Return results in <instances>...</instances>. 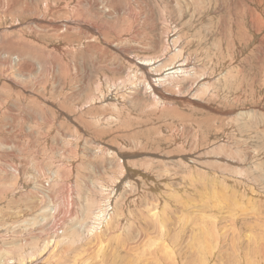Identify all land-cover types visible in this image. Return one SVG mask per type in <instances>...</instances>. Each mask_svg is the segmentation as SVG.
<instances>
[{
  "label": "rangeland",
  "instance_id": "obj_1",
  "mask_svg": "<svg viewBox=\"0 0 264 264\" xmlns=\"http://www.w3.org/2000/svg\"><path fill=\"white\" fill-rule=\"evenodd\" d=\"M241 1L0 0V264L38 263L44 245L41 263L117 264L132 239L154 248L141 230L154 212L177 264L200 259V232L213 263L264 264V27ZM186 57L194 76L178 69ZM146 58L185 78L162 83Z\"/></svg>",
  "mask_w": 264,
  "mask_h": 264
},
{
  "label": "bare ground",
  "instance_id": "obj_2",
  "mask_svg": "<svg viewBox=\"0 0 264 264\" xmlns=\"http://www.w3.org/2000/svg\"><path fill=\"white\" fill-rule=\"evenodd\" d=\"M14 1H16V0H14ZM188 1V0H187ZM223 1H225V0H223ZM242 1H244V2H242ZM241 2H240V4L238 5V8L239 9H243V13H245V16L244 17H246L247 18V21H248V25L251 27V29L252 30H254V32H257L258 33V31H260L261 29H263V27H264V19H263V17H264V0H255V2L253 3V4H255L256 6L255 7H251V3L253 2V0H242ZM13 2V1H12ZM183 2V1H182ZM189 2H191V1H189ZM193 2H194V0H193ZM215 2H217V1H215ZM214 2V3H215ZM221 2V1H220ZM230 2V1H229ZM17 3H18V1H17ZM44 3V2H43ZM200 3V2H199ZM207 3V2H206ZM8 4V3H7ZM6 4V6L8 7V5ZM19 4V3H18ZM85 4V3H84ZM183 4V3H182ZM191 4V3H190ZM194 4V3H193ZM192 4V5H193ZM216 4V3H215ZM220 4V3H219ZM234 4H235V2H234ZM237 4V3H236ZM10 5H11V3H10ZM17 5V4H16ZM204 5H206V4H204ZM186 6V5H185ZM184 6V7H185ZM207 6H209L208 5V3H207ZM220 6V5H219ZM226 7H227V5H225ZM254 6V5H253ZM15 7V6H14ZM17 7V6H16ZM183 7V6H182ZM192 7H194L195 8V11H197L198 13H200L199 12V10H201L202 8L200 7V4H198L197 5V3H195L194 4V6H192ZM210 7V6H209ZM234 7H236V6H234ZM234 7H233V9H234ZM188 8V7H187ZM186 8V9H187ZM10 9H12V7L10 8ZM176 9H177V12H178V14L180 13V7H179V3H177V6H176ZM208 9V8H207ZM35 10V9H34ZM131 10V9H130ZM245 10V11H244ZM259 10V11H258ZM71 11V10H70ZM216 11V10H215ZM183 12V11H182ZM238 12V11H237ZM225 13H227V12H225ZM235 13H236V11H235ZM234 13V14H235ZM195 14V13H194ZM233 14V13H232ZM102 15V14H101ZM148 15V14H147ZM184 15V14H183ZM219 15V14H218ZM218 15H216V16H218ZM229 15V14H228ZM227 15V16H228ZM180 16H182V15H179V17ZM226 16V15H225ZM224 16V17H225ZM148 17H150V16H148ZM197 17H198V15H197ZM202 17V16H201ZM146 18V17H145ZM192 18H193V15H192ZM191 18V19H192ZM241 18V17H240ZM176 19H177V17H176ZM220 19H222V18H220ZM231 19V18H230ZM183 20V19H182ZM228 20H229V18H228ZM239 20V19H238ZM237 20V21H238ZM179 21V20H178ZM181 21V20H180ZM190 21V20H189ZM186 22V21H185ZM201 22V21H200ZM212 22V21H211ZM211 22L210 23H208V25L209 24H211ZM235 22H236V20H235ZM163 23V22H162ZM177 23V22H176ZM231 23V22H230ZM237 23H239V22H237ZM182 24V23H181ZM185 24V23H184ZM197 24V23H196ZM236 24V23H235ZM240 24V23H239ZM191 25V24H190ZM189 25V26H190ZM214 25H215V23H214ZM177 26H179V25H177ZM213 26V25H212ZM80 27V26H79ZM174 27V26H173ZM234 27V26H233ZM240 27V26H239ZM54 28V27H53ZM187 28H189V27H187ZM197 28H198V26H197ZM190 30V29H189ZM201 30V29H200ZM199 30V31H200ZM208 30V29H207ZM224 30V29H223ZM198 31V30H197ZM221 31V30H220ZM226 31V30H225ZM195 32V31H194ZM190 33V32H189ZM195 34V33H194ZM209 34V33H208ZM224 34V33H223ZM230 34V33H229ZM235 33H233V35H234ZM183 36V35H182ZM2 37V36H1ZM225 37V36H224ZM177 40H180V39H177ZM231 40V39H230ZM176 40L174 39L172 42L173 43H175L176 44V42H175ZM227 41V40H226ZM261 41H263V40H260V42ZM179 42V41H178ZM214 43V42H213ZM231 43H232V41H231ZM179 44V43H178ZM264 44V43H263ZM177 45V44H176ZM208 45V44H207ZM37 46V45H36ZM28 47V46H27ZM165 47V46H164ZM184 47V46H183ZM259 47H260V45H259ZM178 49H177V51H176V55H177V57L178 58H180L181 56H182V52L179 50L180 48H182V46H180V48L179 47H177ZM17 49V48H16ZM20 49H21V46H20ZM23 49V48H22ZM259 49V48H258ZM261 49H264V46L261 48ZM25 50V49H24ZM258 51V50H257ZM12 52H14V51H12ZM127 52V51H126ZM22 53V52H21ZM23 54V53H22ZM21 54V55H22ZM264 55V54H263ZM18 56H20V55H18ZM175 56V55H174ZM256 56V55H255ZM10 57V56H9ZM22 57V56H21ZM257 57H258V55H257ZM260 57V56H259ZM12 58V57H11ZM14 58H15V56H14ZM9 59V58H8ZM17 59H19V58H17ZM257 58H255L254 60H256ZM259 59V58H258ZM4 60V59H3ZM13 61V60H12ZM18 61V60H17ZM164 61H166V60H164ZM179 61V60H178ZM8 62V61H7ZM181 63H179L180 64V66L178 67V69H180V70H183L184 72H186V73H189L188 75H186L185 74V77H188V76H194V74H195V71L193 72V70H189V68H188V66L189 65H191V63H190V60L188 59V57H186V58H184L183 60H181L180 61ZM3 63V62H2ZM18 63H20L19 61H18ZM18 63H16V64H18ZM22 63V62H21ZM173 63V62H172ZM194 63V62H193ZM12 64V63H11ZM35 64V63H34ZM58 64V63H57ZM261 64V63H260ZM142 65L143 66H145V67H148V69L149 70H151V71H153L154 73H156V72H158L159 73V71L160 72H163V71H169V70H171L172 69V67H173V69H175V65L173 64L172 65V67H168L167 68V66L165 65V69L163 68L162 69V67H163V62L162 61H159V63H158V65H156V60H155V58L154 59H148V58H146V59H142ZM156 65V66H155ZM170 65V64H169ZM177 65V64H176ZM18 66H20V65H18ZM21 67V66H20ZM144 67V68H145ZM192 67V66H191ZM191 67H190V69H191ZM44 68V67H43ZM121 68V67H120ZM142 68V67H141ZM193 68V67H192ZM13 70V69H12ZM142 70H143V68H142ZM145 70V69H144ZM161 70H163V71H161ZM22 73V72H21ZM172 73H174V75H171ZM175 71H170L168 74H164L165 76H162L161 74L162 73H159L163 78L164 77H167L166 79L164 78H162V80L163 81H161L162 83H166L167 82V84L169 83L170 85L172 84L171 82H176L177 80H180L181 78H185V77H182V76H179V75H176L175 76ZM178 73V72H177ZM181 73V72H180ZM233 73V72H232ZM146 74V73H145ZM205 74V73H204ZM140 75V74H139ZM147 75V74H146ZM159 75V76H160ZM133 76H134V74H133ZM132 76V77H133ZM156 76V75H155ZM169 76V77H168ZM204 76V75H203ZM202 76V77H203ZM135 77V76H134ZM136 77H137V75H136ZM129 78V77H128ZM147 78V77H146ZM193 78V77H192ZM199 78H201V77H198V79ZM191 79V78H190ZM132 80V79H131ZM145 80V79H144ZM147 80V79H146ZM182 80H184V79H182ZM186 80V79H185ZM126 81H127V79H126ZM188 81V80H187ZM203 81H205V79L203 80ZM131 82H133V81H131ZM178 82V81H177ZM176 82V83H177ZM184 82V81H183ZM116 83H117V81H116ZM121 83V82H120ZM125 83V82H124ZM147 84H150L148 81L146 82ZM162 83H161V85L160 86H162ZM181 83V82H180ZM186 83V82H185ZM10 84V83H9ZM142 85H145V82L144 83H141ZM11 85V84H10ZM132 85V84H131ZM174 85V84H173ZM178 85V84H177ZM113 86V85H112ZM120 86V85H119ZM141 86V85H140ZM114 87V86H113ZM113 87H111L112 89H113ZM151 87V86H150ZM150 87H147V85L145 86V88L147 89V91H150L151 90V88ZM196 88V87H195ZM122 89V88H121ZM125 89V88H124ZM124 89H122V90H124ZM210 88H208V84H207V82H205V83H201V85H199V88L198 89H196V90H200V91H204V90H209ZM117 90V89H116ZM211 90V89H210ZM22 91V90H21ZM113 91V90H112ZM112 91H111V93H112ZM115 91V90H114ZM146 91V92H147ZM120 92V91H119ZM123 92V91H122ZM152 93V92H151ZM119 94V93H118ZM136 95V94H135ZM220 95V94H219ZM226 96V95H225ZM116 98V97H115ZM107 100V99H106ZM158 100V99H157ZM105 101V100H104ZM110 102V101H109ZM116 103H118L117 101H116ZM110 105V104H109ZM108 105V106H109ZM112 105V104H111ZM112 106H115L116 107V104L114 103ZM118 106V105H117ZM145 107V106H144ZM118 108V107H117ZM156 108V107H155ZM28 109V108H27ZM36 109H38V108H36ZM40 109V108H39ZM113 109V108H112ZM17 110V109H16ZM35 110V109H34ZM41 110V109H40ZM118 111V110H117ZM116 111V112H117ZM32 112H34V111H32ZM40 112L41 111H38V116L40 115ZM43 112V111H42ZM120 112V111H119ZM35 113V112H34ZM31 114V113H30ZM33 114V113H32ZM42 114V113H41ZM12 115V114H11ZM33 116H34V114H33ZM36 116V115H35ZM34 116V117H35ZM41 116V115H40ZM39 116V117H40ZM15 118V117H14ZM108 119H110L109 117H107ZM113 118H114V116H113ZM29 119L30 118H28L27 120L29 121ZM98 119V118H97ZM108 119H106V120H108ZM114 119H116V118H114ZM32 121V120H31ZM112 121V120H111ZM99 122H100V120H99ZM99 122H98V124H99ZM95 123V122H94ZM107 123V122H106ZM111 123V122H110ZM257 124V123H256ZM34 125V124H33ZM100 125V124H99ZM103 126H104V124H103ZM255 126V125H254ZM263 129V128H262ZM262 131V130H261ZM117 137V136H116ZM258 139V138H257ZM255 141V140H254ZM110 150V149H109ZM259 162V161H258ZM118 167V166H117ZM128 186V185H127ZM114 190V189H113ZM105 192H107V191H105ZM111 192V191H110ZM114 193V192H113ZM249 193V192H248ZM252 193V192H251ZM108 194V193H107ZM260 196V195H259ZM111 198V197H110ZM232 198V197H231ZM255 198V196L253 195V194H251V196L249 197V199H254ZM259 198V197H258ZM260 199V198H259ZM262 199V198H261ZM234 200V199H233ZM256 200V199H255ZM235 201H236V199H235ZM254 201V200H253ZM98 202V201H97ZM237 202V201H236ZM105 204L102 206V208H100L99 210H98V213H95V215H94V217L92 218V220L91 221H93V223H89L87 226L88 227H92L93 229H94V226L95 225H97L96 223H97V219L99 218V217H105V216H108V208H109V204H110V206H112L111 205V203H110V199H108L107 200V202H104ZM100 207H101V205H100ZM236 207V206H235ZM253 208V207H252ZM242 209V208H241ZM95 210V209H94ZM93 210V211H94ZM88 212V211H87ZM154 213H156V212H154ZM154 213H152L151 214V217H147L148 218V221H146L145 220V222H148V225H146V224H144V226H142L141 225V230H142V232L145 234V237H149V241L151 242H147V245H148V247L150 248L151 246H154V248L152 249V250H149V251H147V252H145L144 251V253H139L138 251H137V247H136V245H137V243H139V238L138 239H132V244L133 245H131V243H127V244H124V246H122V248H117V250L119 249L120 251H124V252H126V254H125V256H128V259H135V262H131V261H129V263H128V259H126V260H122V261H118L117 262V264H177L174 260H175V256H174V253H175V247H173L171 244V246H168V241H167V238L165 237L164 238V240H159L160 238H162L163 237V235H162V233H161V231L162 230H165V227H164V221H163V219H164V217H153L154 216ZM91 215V214H90ZM252 215V214H251ZM93 215H91V217H92ZM112 216V215H111ZM157 216V215H156ZM57 217V216H56ZM200 218H202V217H200ZM209 218H211V217H209ZM214 218V217H213ZM58 219V218H57ZM144 219V218H143ZM145 219H146V217H145ZM223 219V218H222ZM197 220V219H196ZM196 220H195V222H196ZM199 221V220H198ZM205 221V220H204ZM186 222H188V220L187 221H185L184 223H186ZM194 222V221H193ZM227 223V222H226ZM253 223V222H252ZM152 224V225H151ZM72 225V224H71ZM201 225V224H200ZM213 225H214V222H213ZM248 225V224H247ZM86 226V227H87ZM249 226V225H248ZM248 226H245L244 225V227L243 228H245V229H247L248 228ZM260 226V225H259ZM60 227V226H59ZM87 227V228H88ZM151 227H152V229H151ZM217 227V226H216ZM231 228V227H230ZM76 229H78V228H76ZM83 229H85L84 227H83ZM82 229V230H83ZM176 229H178L179 231H185L184 229H185V227H184V229H183V226H181V227H179V228H176ZM175 229V230H176ZM214 229H217V228H215L214 227ZM221 229V228H220ZM249 229V228H248ZM81 230V229H80ZM218 230V229H217ZM84 231V230H83ZM157 231V234H158V236H157V238L156 239H151L150 237H153V235H154V232H156ZM70 232V231H69ZM232 232V231H231ZM179 233V232H178ZM182 233H184L185 234V232H182ZM80 234H81V232H80ZM222 234V233H221ZM247 234V233H246ZM165 236H167V234H164ZM192 235V234H191ZM223 235V234H222ZM95 236V243L98 245V244H102V241L105 239V238H107V239H111V238H114V236L112 235V234H110V235H107V236H110L109 238L108 237H105L106 235L104 234V235H101V234H96V235H94ZM57 237V236H56ZM80 236H76V232L73 230V231H71V233H70V238H68L67 239V241L66 242H70V241H73V243L74 244H77V238H79ZM87 237H89V236H87ZM173 237V236H172ZM178 237V236H177ZM198 237H199V239H197V241L195 240V238H194V240L196 241V242H198L197 244H195L194 243V240L193 241H191V239L190 240H187V243L189 244V242H193L194 244H195V246L197 245V247H198V249H197V251L199 252V253H197L198 254V256H199V258L200 259H198L197 260V262H196V264H218V263H213L211 260H213L214 258H215V256L217 255V253H218V251H216L217 250V248H218V244L216 243V246H213V248H210V245H209V241L207 240V237L206 236H204V232H200L199 233V235H198ZM211 237V236H210ZM244 237H245V235H244ZM135 238V237H134ZM141 238V237H140ZM190 238H192V237H190ZM212 238V237H211ZM115 239V238H114ZM113 239V240H114ZM174 239V238H173ZM177 239V238H176ZM210 239V238H209ZM228 239V238H227ZM250 237H249V235L248 236H246L245 237V243L247 242V244H248V246H250V244H254L255 245V248H249L250 249V251L251 252H253V251H255L254 253L258 256L259 254H260V251L259 252H256V247L257 246H259V244L256 246V242H254L253 241V243H250ZM199 240H200V242H199ZM107 241V240H106ZM105 240H104V242H106ZM115 241V240H114ZM170 241V240H169ZM176 241V240H175ZM211 241H212V239H211ZM58 242V241H57ZM65 242V241H64ZM65 242V243H66ZM174 242V241H173ZM172 242V243H173ZM53 243V242H52ZM60 242H58L57 243V245L59 244ZM62 243V242H61ZM71 243V242H70ZM176 243V242H175ZM182 243V242H181ZM186 243V244H187ZM219 243V242H218ZM72 244V243H71ZM192 244V243H191ZM63 245V244H62ZM61 245V246H62ZM130 245V247H128ZM64 246V245H63ZM69 246V245H68ZM71 246V245H70ZM73 246V245H72ZM71 246V247H72ZM192 246H193V244H192ZM191 245H190V249H191V247H192ZM53 247V246H52ZM58 247V246H57ZM66 247V246H65ZM74 247V246H73ZM131 247H133V256H132V254H131V252H132V248ZM156 247H159V248H156ZM187 248H188V246H186ZM212 247V246H211ZM216 247V248H215ZM33 248V247H32ZM68 248V247H67ZM66 248V249H67ZM128 248H131L130 250H131V252L129 253V252H127L128 251ZM141 248V247H140ZM194 248V247H193ZM192 248V249H193ZM196 248V247H195ZM226 248H228V247H226ZM259 248V247H258ZM30 249V248H29ZM46 249V246L44 245V247H43V250L39 253V258H38V260H36V262H38V263H35V264H46L45 262L44 263H41V262H39L41 259H40V256H41V254L44 252V251H46L45 250ZM143 249V248H142ZM191 249V250H192ZM216 249V250H215ZM32 250H34V249H32ZM39 250V249H38ZM52 250V249H51ZM59 250V249H58ZM102 250V249H101ZM140 250V249H139ZM232 250V249H231ZM230 250V253H229V259L230 258H232L231 257V254H233V251H231ZM233 250H234V252H236V249L235 248H233ZM64 251V250H63ZM194 251V250H193ZM211 251H213V253H215L216 255L214 256V255H210L209 253L211 252ZM258 251V250H257ZM7 252V251H6ZM13 252V251H12ZM37 252V251H36ZM36 252H34V253H36ZM53 252V251H52ZM224 252H227V250H225ZM241 252V251H240ZM240 252L238 253L239 254V256H240ZM11 253V252H10ZM56 252H54V254H55ZM58 253V252H57ZM83 253H85V252H83ZM5 254V253H4ZM7 254H9V253H7ZM32 254V253H31ZM48 254V253H47ZM65 254V253H64ZM63 254V255H64ZM86 254V253H85ZM224 254V253H223ZM222 253H219L218 254V256L221 258V262H223V263H221V264H227L228 263V261L229 260H227L225 257H224V255H223ZM247 254H248V252H247ZM247 254H243L244 256H246ZM34 255V254H33ZM32 255V256H33ZM49 255H50V253H49ZM49 255H47V256H49ZM79 255V254H78ZM114 255V254H113ZM119 255V254H118ZM194 255H195V253H194ZM5 256V255H4ZM8 256V255H7ZM6 256V257H7ZM44 256V255H43ZM61 256H62V254H61ZM77 256V255H76ZM75 256V257H76ZM96 256L100 259V260H103L104 261V259H105V256L101 253V251H100V249H99V253H97L96 254ZM106 256H108V255H106ZM197 256V257H198ZM227 256V255H226ZM238 256V257H239ZM34 257V256H33ZM51 257H52V255H51ZM59 257H60V255H59ZM86 257H87V255H86ZM86 257H84V258H86ZM117 257V256H116ZM120 257V256H119ZM134 257V258H133ZM195 257H196V255H195ZM196 257V258H197ZM78 258H79V256H78ZM92 258V257H91ZM91 258H90V256H89V259L91 260ZM36 259V258H35ZM44 259V258H43ZM51 260H52V258H50ZM57 259H59L58 258V256H57ZM62 259V258H61ZM112 259V258H111ZM116 259H118V258H116ZM115 259V260H116ZM192 259H193V257H192ZM63 260V259H62ZM80 260H81V258H80ZM93 260V259H92ZM121 260V259H120ZM217 260V259H216ZM57 261V260H56ZM78 261V260H77ZM77 261H75V263H77ZM87 261V260H86ZM98 261V260H97ZM195 261V260H194ZM212 263H211V262ZM32 262V261H31ZM31 262H28L27 264H32ZM52 262V261H51ZM59 262V261H58ZM73 262H74V260H73ZM89 262V261H88ZM88 262L86 263V264H88ZM116 262V261H115ZM245 262L247 263V264H256V262H251L248 258L247 259H245ZM24 263H26V261L24 262ZM72 263V262H71ZM79 263V262H78ZM17 264H23L22 262H18ZM73 264V263H72ZM90 264H91V262H90ZM110 264H112L111 262H110ZM190 264H191V262H190ZM195 264V263H194ZM232 264V263H231Z\"/></svg>",
  "mask_w": 264,
  "mask_h": 264
}]
</instances>
